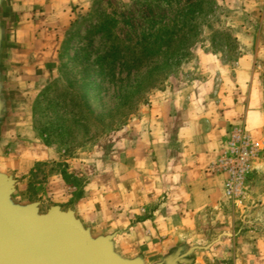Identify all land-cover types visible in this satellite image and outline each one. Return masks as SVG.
Masks as SVG:
<instances>
[{"label":"rangeland","instance_id":"obj_1","mask_svg":"<svg viewBox=\"0 0 264 264\" xmlns=\"http://www.w3.org/2000/svg\"><path fill=\"white\" fill-rule=\"evenodd\" d=\"M186 1L199 0L49 1L60 16L56 72L28 110L27 134L22 127L17 138L0 139V172L16 180V203L37 202L41 213L51 206L77 210L84 226L95 219L104 224L109 212L126 210L119 205L120 178L137 171L138 138L148 126L143 118L151 120L160 97L188 88L207 94L211 80L245 56L264 98V0H202L195 31H173L167 46L150 22L161 14L171 27ZM257 142L262 151L239 196L189 234L183 254L201 248L186 257L190 264L194 258L234 264L235 256L264 264V140ZM127 178L134 181L129 185ZM136 180L126 176L123 191L136 190ZM104 233L92 229L94 237Z\"/></svg>","mask_w":264,"mask_h":264},{"label":"crops","instance_id":"obj_2","mask_svg":"<svg viewBox=\"0 0 264 264\" xmlns=\"http://www.w3.org/2000/svg\"><path fill=\"white\" fill-rule=\"evenodd\" d=\"M49 1L5 0L1 7L6 29L2 75L8 101L1 140L17 138L22 127L27 134L28 110L56 72L60 16ZM255 69L244 56L232 70H222L221 77L211 80L207 94L188 88L160 97L151 120L143 118L148 126L138 138L137 171L126 170L120 178L119 205L126 210L109 212L104 224L95 219L91 231L96 227L104 230L103 235L115 234L116 252L127 259L139 257L145 264H156L176 249L183 254L191 243L189 234L206 225L217 212L213 209L227 201V177L210 169L231 130L242 126L254 141L264 140V98ZM126 176L137 177L136 190L123 191ZM127 181L130 185L134 179ZM132 199L136 204H130ZM240 240L247 249L249 236ZM235 257L234 264H251L250 257ZM193 263L204 261L194 258Z\"/></svg>","mask_w":264,"mask_h":264},{"label":"water","instance_id":"obj_3","mask_svg":"<svg viewBox=\"0 0 264 264\" xmlns=\"http://www.w3.org/2000/svg\"><path fill=\"white\" fill-rule=\"evenodd\" d=\"M0 0V130L8 112L2 66L6 29L1 20ZM16 180L12 175L0 172V264H145L139 258L127 259L119 255L113 239L115 234L92 235L71 209L49 207L45 213L39 203H16L12 196ZM193 247L180 254L173 250L156 264H190L186 257Z\"/></svg>","mask_w":264,"mask_h":264},{"label":"built area","instance_id":"obj_4","mask_svg":"<svg viewBox=\"0 0 264 264\" xmlns=\"http://www.w3.org/2000/svg\"><path fill=\"white\" fill-rule=\"evenodd\" d=\"M261 151V144L254 141L242 126L231 130L220 158L210 169L212 173L224 174L227 177L224 186V195L227 199L239 196L251 162Z\"/></svg>","mask_w":264,"mask_h":264},{"label":"trees","instance_id":"obj_5","mask_svg":"<svg viewBox=\"0 0 264 264\" xmlns=\"http://www.w3.org/2000/svg\"><path fill=\"white\" fill-rule=\"evenodd\" d=\"M187 2V1H186ZM204 2L202 0H199L195 3L187 2L186 5L182 6L181 10L175 12V20L172 23L171 27L165 25L164 22H162L160 19L161 14H159V22H156L152 20L150 23L152 27L159 26V30L157 33H160L167 37L166 45H169V41L171 39V36L174 34L173 31H183L184 29H188L190 26V30H187L188 32H194L195 27L192 25V19L195 17V14H199L202 10ZM167 7H171L172 2L168 1L165 4ZM150 11V10H149ZM154 16V15H153ZM164 17V16H163ZM151 27V28H152ZM159 41L161 40L160 37H158Z\"/></svg>","mask_w":264,"mask_h":264}]
</instances>
